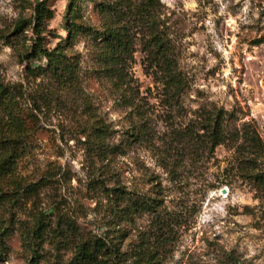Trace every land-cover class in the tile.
I'll return each instance as SVG.
<instances>
[{
  "label": "clouds",
  "instance_id": "9594fccd",
  "mask_svg": "<svg viewBox=\"0 0 264 264\" xmlns=\"http://www.w3.org/2000/svg\"><path fill=\"white\" fill-rule=\"evenodd\" d=\"M0 264H264V0H0Z\"/></svg>",
  "mask_w": 264,
  "mask_h": 264
},
{
  "label": "trees",
  "instance_id": "16d2710c",
  "mask_svg": "<svg viewBox=\"0 0 264 264\" xmlns=\"http://www.w3.org/2000/svg\"><path fill=\"white\" fill-rule=\"evenodd\" d=\"M40 14L41 16L47 17L50 16V13L47 11V8L43 5L40 6ZM45 43L44 40H41V44L43 45Z\"/></svg>",
  "mask_w": 264,
  "mask_h": 264
},
{
  "label": "rangeland",
  "instance_id": "374dc122",
  "mask_svg": "<svg viewBox=\"0 0 264 264\" xmlns=\"http://www.w3.org/2000/svg\"><path fill=\"white\" fill-rule=\"evenodd\" d=\"M46 2H47L48 4H52V3H55V0H46Z\"/></svg>",
  "mask_w": 264,
  "mask_h": 264
}]
</instances>
